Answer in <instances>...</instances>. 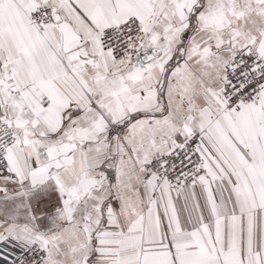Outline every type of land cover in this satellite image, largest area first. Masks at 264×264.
Returning <instances> with one entry per match:
<instances>
[{"label":"snow or ice","instance_id":"6c2138e0","mask_svg":"<svg viewBox=\"0 0 264 264\" xmlns=\"http://www.w3.org/2000/svg\"><path fill=\"white\" fill-rule=\"evenodd\" d=\"M0 264H264V0H0Z\"/></svg>","mask_w":264,"mask_h":264}]
</instances>
